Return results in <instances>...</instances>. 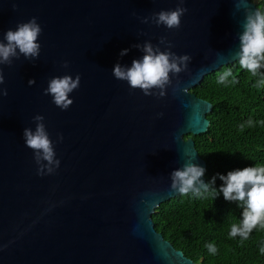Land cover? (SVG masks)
<instances>
[{
  "label": "water",
  "instance_id": "1",
  "mask_svg": "<svg viewBox=\"0 0 264 264\" xmlns=\"http://www.w3.org/2000/svg\"><path fill=\"white\" fill-rule=\"evenodd\" d=\"M178 2L0 0V40L32 17L42 27L38 58L0 65L8 93L0 95V264H197L156 229L153 213L179 195L174 169L191 158L207 168L187 136L207 132L213 104L191 89L238 60L245 13L237 0H185L179 29L142 22ZM146 41L192 57L163 97L113 75L116 63L143 56L133 45ZM65 74L81 81L62 110L44 89ZM38 114L60 160L45 175L23 137Z\"/></svg>",
  "mask_w": 264,
  "mask_h": 264
},
{
  "label": "clouds",
  "instance_id": "2",
  "mask_svg": "<svg viewBox=\"0 0 264 264\" xmlns=\"http://www.w3.org/2000/svg\"><path fill=\"white\" fill-rule=\"evenodd\" d=\"M185 0H179L175 9L161 10L150 17H144L143 23L151 21L157 26L164 25L168 29H179L181 18L188 11L183 7ZM244 10L245 19L243 31L239 34V50L235 53L241 68L246 69L252 76H256L261 68H264V10L257 7L253 10L248 0H237V10ZM42 33V27L36 17L27 22H21L15 29H9L0 40V65L13 63V58L23 55L27 59H36L40 55L41 45L38 37ZM6 41V42H5ZM161 44L166 43V38L161 37ZM143 52L141 58L133 59L131 66L122 65L119 62L113 68V75L118 80L127 81L132 89H140L146 96L163 97L167 94V88L172 85V76H179L188 69L192 57L189 54L178 55L171 51V43L168 42L167 50H161L159 45H153L151 41L143 44H134ZM129 49H123L120 53L124 56ZM68 67V61L64 62ZM232 70L227 69L219 77L218 83L227 84L232 76ZM3 70L0 69V85L4 83ZM79 74L73 78L70 74L55 76L48 82L44 89L45 95H51L53 103L66 110L73 104L70 93L80 86ZM235 82V80H233ZM29 85L35 84V80H29ZM264 84V79L258 81L257 86ZM179 87L177 80L176 88ZM155 90V91H154ZM175 90V88H174ZM187 91V89H184ZM7 89H0V95H7ZM162 115V114H161ZM36 128L24 129L23 137L26 146L34 151V159L39 165L38 174H51L60 166V160L56 158L54 144L46 129L43 115L33 117ZM249 124L252 121L248 122ZM241 125V129H243ZM63 139L61 134L60 140ZM195 158L187 160L182 167L171 172V189L181 195L190 192L202 195L210 191L223 193L227 201L238 202L243 209L242 220L231 225L230 236H240L247 240L253 229L264 228V165L248 166L243 169L229 171L227 175L218 174L223 181L219 189H216V177L210 182H205L202 177L206 169L194 163ZM209 252L217 251L214 244L207 245ZM264 252V247L261 248Z\"/></svg>",
  "mask_w": 264,
  "mask_h": 264
},
{
  "label": "trees",
  "instance_id": "3",
  "mask_svg": "<svg viewBox=\"0 0 264 264\" xmlns=\"http://www.w3.org/2000/svg\"><path fill=\"white\" fill-rule=\"evenodd\" d=\"M255 1L264 10V1ZM227 69L233 73L228 83H218ZM262 79L264 68L252 76L237 60L206 75L191 89L213 104L207 132L187 137L194 138L207 162V182L216 177V189L223 183L218 174L264 165V84L257 86ZM242 211L238 202L225 200L223 193L215 197L212 191L199 196L190 192L163 202L153 220L156 229L197 264H264V228L253 229L247 240L230 236L231 225L242 220ZM209 244L215 245L214 254Z\"/></svg>",
  "mask_w": 264,
  "mask_h": 264
}]
</instances>
